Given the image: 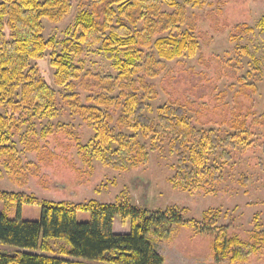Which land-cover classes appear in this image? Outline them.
Listing matches in <instances>:
<instances>
[{
    "label": "rangeland",
    "instance_id": "obj_1",
    "mask_svg": "<svg viewBox=\"0 0 264 264\" xmlns=\"http://www.w3.org/2000/svg\"><path fill=\"white\" fill-rule=\"evenodd\" d=\"M175 1L181 5L188 2L179 32H188L196 41V49L170 61L155 53L157 75L143 79L152 87V93L145 96L144 115L155 122L159 108L173 105L183 109L197 130L214 132L219 147L215 155L209 154L207 163L218 167L219 182L206 177L195 188L176 186L172 179L178 158L170 138L119 124L122 109L112 111L111 126L116 133L136 135L148 154L145 163L114 169L81 148L92 140L94 129L74 104L87 105L88 96L109 91L110 84L98 76L114 78L124 53L109 59L102 43L84 47L79 57L68 52L66 41L83 11L103 19V8H95L94 0H72L69 13L60 21L41 19L44 38H53L56 44L42 59L31 60L28 67L35 78L54 90L53 115L0 105V114L19 118V128L10 136L15 149L0 156V189L53 202L113 203L124 198L150 213L174 207L181 211L183 220L196 221L204 231L174 224L160 239L148 234L163 264H264V249L235 262L230 260V251L217 256L213 250L219 228L226 230L228 238L249 243L254 233L264 231V41L259 36L264 0ZM160 8L169 13L174 10L165 2ZM138 18V14L131 16L127 32L143 28V19ZM169 34L162 31L153 40ZM67 53L69 60L81 67V76L57 85L51 59ZM117 92L115 87L113 94ZM227 139L230 143L224 145ZM191 145L193 142L188 147ZM225 152L228 160L223 157ZM40 213V205L23 204L19 208L0 200V214L8 218L37 221ZM204 213L208 221L203 220ZM76 219L86 222L90 213L78 211ZM113 229L115 233L129 232L130 219L116 216Z\"/></svg>",
    "mask_w": 264,
    "mask_h": 264
},
{
    "label": "trees",
    "instance_id": "obj_2",
    "mask_svg": "<svg viewBox=\"0 0 264 264\" xmlns=\"http://www.w3.org/2000/svg\"><path fill=\"white\" fill-rule=\"evenodd\" d=\"M163 2L173 8V12L162 11ZM93 3L95 8L102 6L103 19L100 20L99 15L95 19L89 10L83 11L76 30L66 41L68 52L79 57L84 47L102 43L106 57L114 59L123 52L124 59H118L119 72L114 78L98 76L99 80L110 84L108 92L88 96L87 105L74 104L94 129L92 140L81 148L114 169L145 163L148 154L136 135L116 133L111 126L112 111L122 109L119 124L144 134L153 131L160 138H170L171 149L178 158L172 179L176 186L195 188L196 183L206 177L219 182L218 167L207 163L209 154L215 155L219 147L214 132L197 130L183 109L173 105L159 108L155 122L144 115L145 96L152 93V87L144 84L143 79L157 75L155 53L158 58L170 61L196 49L192 36L179 32L188 2L181 5L175 0H94ZM71 5L72 0H0V105L9 104L27 113L53 115L54 90L35 78L28 67L31 60L42 59L56 44L53 38H44L41 19L60 21L69 13ZM134 14L143 19V28L127 32V22ZM162 31L170 34L153 40ZM259 36L264 41V24ZM69 53L51 59L57 85L69 84L81 76V67L69 60ZM115 87L118 92L113 94ZM18 120L14 114H0V156L15 149L10 136L19 128ZM190 142L193 145L188 147ZM228 143L229 139L224 141V145ZM223 157L230 158L227 152ZM0 200L13 202L19 208L23 204L41 206L37 221L0 214V264H163L164 259L148 234L160 239L174 224L191 225L204 231L196 221L183 220L177 208L150 213L124 198L113 203L53 202L0 189ZM78 211L89 212L90 219L78 222ZM116 216L130 219L129 232H114ZM203 220L208 221L207 213ZM263 249L264 231L254 233L249 243L236 237L228 238L226 230L219 228L213 243L217 256L230 251L232 262L244 261L250 253Z\"/></svg>",
    "mask_w": 264,
    "mask_h": 264
}]
</instances>
